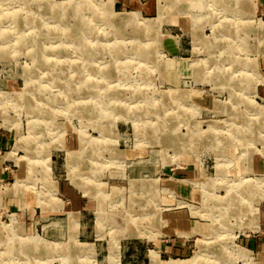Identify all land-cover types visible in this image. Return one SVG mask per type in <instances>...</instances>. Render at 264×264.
I'll return each instance as SVG.
<instances>
[{
	"label": "rangeland",
	"instance_id": "1",
	"mask_svg": "<svg viewBox=\"0 0 264 264\" xmlns=\"http://www.w3.org/2000/svg\"><path fill=\"white\" fill-rule=\"evenodd\" d=\"M33 1L0 0V132L14 165L0 181V264H264L255 0H158L155 18L113 0H47L72 7L60 16ZM171 15L190 23V66L204 72L179 89L165 73L163 40L181 39L170 38L181 36ZM184 158L196 179L175 176ZM9 196L40 212L34 234ZM179 213L192 231H171ZM252 237L255 252L245 246ZM159 240L186 252L164 253Z\"/></svg>",
	"mask_w": 264,
	"mask_h": 264
},
{
	"label": "crops",
	"instance_id": "2",
	"mask_svg": "<svg viewBox=\"0 0 264 264\" xmlns=\"http://www.w3.org/2000/svg\"><path fill=\"white\" fill-rule=\"evenodd\" d=\"M256 2V9H255V17L258 18L259 15L264 16V0H255ZM113 3L117 5L118 7L123 8V12H130V11H136L139 14H145L147 17H157L158 16V0H113ZM129 10V11H128ZM168 16L167 20L169 21V25H172L173 27L177 28L179 32H181V36L178 35L172 36L170 38H181L180 40H169L165 36L164 41V48L166 53L170 56L168 59V62L165 63V73L167 75V80L169 84L175 88L181 87L183 84V81H187L193 78V76L201 75L203 76V71L201 69H194L190 66V63L193 60V42L189 38H193L192 33V27L188 21L182 23L180 21L179 16L176 15ZM197 33V29L195 34ZM195 38H209L208 36L203 37L202 35H197ZM256 64L258 62L256 61ZM257 68L259 70V66L257 65ZM261 72V70H259ZM264 74V71L261 72ZM179 89V88H178ZM256 91L259 94V96L264 99V84H257ZM256 100H261L259 98H256ZM8 136L6 133L0 132V181L4 180L6 175H8L9 169L13 167L12 165H7L6 162L8 160L5 159V155L8 152H5L8 145ZM181 164L184 165V167H177L175 171V176H178L180 178L186 179L188 181H191L193 179H196V176H198L197 169L194 168V165L188 164L190 162L189 159H183L181 160ZM182 180V179H181ZM180 180V181H181ZM180 187L177 186V188ZM176 188V191L179 190ZM183 194L187 195V197H190L191 192H184ZM10 200H8L7 207H13L15 210L14 213L16 216H20L19 219H22V223L24 225V229L29 234H34L35 230L37 229L38 225V217L35 210H30L29 205L15 200L12 198V196H9ZM69 197L72 199L73 203H77V199L75 196L72 195V193L69 194ZM23 204L25 205L24 209H22ZM8 211V210H7ZM64 211V207L61 210H57L56 213H60ZM169 225L171 228V231L174 229H182L185 232L192 231L194 229V222L189 220L186 215L183 213L176 214L175 216H171L169 218ZM161 239V238H160ZM157 246L160 248V250L164 253H169L172 255H182L186 252L185 244L181 242H168L166 240H159L157 241ZM258 240L256 238H251L249 240H245V246L249 248L252 252H255L257 250ZM136 255V253H135ZM136 258V257H135Z\"/></svg>",
	"mask_w": 264,
	"mask_h": 264
},
{
	"label": "bare ground",
	"instance_id": "3",
	"mask_svg": "<svg viewBox=\"0 0 264 264\" xmlns=\"http://www.w3.org/2000/svg\"><path fill=\"white\" fill-rule=\"evenodd\" d=\"M37 1L38 0H34L33 2H31V4L37 6L38 5V2H39V1L38 2ZM41 3L43 5V7H45V6L47 7L48 14H52V15L55 14L56 16H60L62 14L64 15L66 12H68L70 9H72L71 6H68V3L67 4L66 3H62V5H56L55 3L51 2V1H47V0H41ZM104 14L105 13H101V15H104ZM10 15L13 16L12 14H10ZM77 18L79 20H84V17H83L82 14H80L79 16L77 15ZM138 21H140V20H137L134 17L132 24H137L138 25L139 24V23H137ZM142 24L145 25L146 23L144 22ZM150 25L151 24L149 23V24H147V25L144 26L145 34H147L149 32V30L151 29V26ZM146 31H147V33H146ZM107 111L108 110H106V112ZM111 111H108V113H110V115H114V116L115 115H119V113L114 112V114H113V112H111ZM182 182H184V181H182ZM23 183H24V181H18L14 185H12L11 188L14 189V190H18V189L21 188V186H22ZM79 187L83 190V193L84 194H88L89 195V192H88L87 189L82 188V186H79ZM101 211L102 210H99V213H101ZM219 213L221 214V212H219ZM224 214H227V213L225 212ZM219 216L221 218H225V217L227 218L228 217L227 215L225 216V215H222V214L219 215ZM71 219H74V218H71ZM71 221H73V220H71ZM242 251H244V250H242ZM242 251L235 252V255L239 259H242L244 261V263H246V262L249 263L248 262V260L250 258L249 255L246 254L245 252H242ZM199 259H201V256H195V257L190 258V259H187V260H177V261L171 260V261L167 262L166 264H196V263H198Z\"/></svg>",
	"mask_w": 264,
	"mask_h": 264
}]
</instances>
